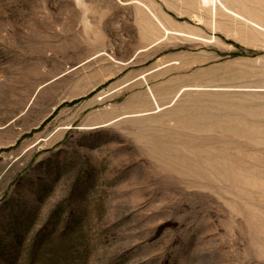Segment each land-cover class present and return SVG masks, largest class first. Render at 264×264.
<instances>
[{
    "label": "rangeland",
    "instance_id": "obj_1",
    "mask_svg": "<svg viewBox=\"0 0 264 264\" xmlns=\"http://www.w3.org/2000/svg\"><path fill=\"white\" fill-rule=\"evenodd\" d=\"M221 1L0 0V264H264V0Z\"/></svg>",
    "mask_w": 264,
    "mask_h": 264
},
{
    "label": "bare ground",
    "instance_id": "obj_2",
    "mask_svg": "<svg viewBox=\"0 0 264 264\" xmlns=\"http://www.w3.org/2000/svg\"><path fill=\"white\" fill-rule=\"evenodd\" d=\"M203 4L205 6H210V7H215V8L219 5V6H223L224 9L228 10V8L222 3L221 0H204ZM258 28H259V26H258ZM260 28H261V26H260ZM262 29H263V27H262Z\"/></svg>",
    "mask_w": 264,
    "mask_h": 264
}]
</instances>
